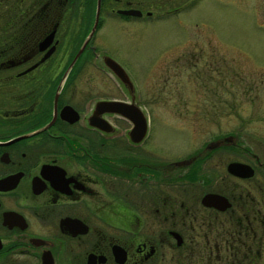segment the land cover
I'll return each mask as SVG.
<instances>
[{
	"label": "flooded vegetation",
	"instance_id": "flooded-vegetation-1",
	"mask_svg": "<svg viewBox=\"0 0 264 264\" xmlns=\"http://www.w3.org/2000/svg\"><path fill=\"white\" fill-rule=\"evenodd\" d=\"M163 21L195 41L126 60L120 35ZM157 79L215 128L178 156ZM263 140L264 0H0V264H264Z\"/></svg>",
	"mask_w": 264,
	"mask_h": 264
},
{
	"label": "rangeland",
	"instance_id": "rangeland-1",
	"mask_svg": "<svg viewBox=\"0 0 264 264\" xmlns=\"http://www.w3.org/2000/svg\"><path fill=\"white\" fill-rule=\"evenodd\" d=\"M217 8L219 10H228L231 9V5L229 6L228 4L220 3ZM167 23V21H163L159 24L157 23L153 26L145 27L144 29H141L142 27L138 26L139 28H136L137 30L135 36H132L130 38L126 37L125 35H120L119 43L124 47L123 56L127 58L126 60H129L133 63H144L147 62L148 59H150L149 57L163 58L170 55L180 56L183 51V47L185 46V42L195 41L196 37L194 28L191 29V31L188 33V38L185 39V36L187 35L185 29H182V27L177 25L173 27L172 24H169L170 21L168 24ZM226 24L234 26L236 25V22H234L233 20L230 21L229 19ZM233 34H235V37L231 38L230 40L234 41L238 39L243 41V34H246L249 39L253 35H255V33L250 31H243L239 33L236 29L233 30ZM133 44L138 47V50L130 48V46H132ZM251 50L256 55L259 54L258 48L257 52L255 51L254 46L251 48ZM138 80V83L143 86L144 81L142 80V78H138ZM146 83L148 84V82ZM151 83L156 95L154 108L155 112L152 119L153 121H155L156 127L154 136L158 141L161 142V148L163 147V145L165 146L166 143L170 148V153H166V150H163L162 152H159L161 155L171 154L172 156H178L182 152H184L183 150L186 146L189 147L191 145L190 142H192L193 145L196 144L199 136L198 134L202 133V136L205 139L207 135L215 131V128L210 124H204V121L206 119H210V114H202L193 111H174V109L170 108V105L180 104L181 98L179 96H176V93H173L171 98L166 96V94L163 92L165 90L164 81L157 79L155 81H151ZM177 84L185 85V81H179L177 82ZM206 94L207 92L204 95L206 96ZM250 96L254 97V92H252ZM236 97L237 93L235 98ZM188 100V106L196 104L194 102L195 97L191 94H189ZM254 108L258 110V107H256V105H254ZM238 109H240V111L243 113H240L243 116H246L252 111L251 104L249 103V101L246 102L244 99L240 101ZM236 120H238L237 117ZM224 121L225 120H221V127H226V125L223 124ZM167 123H171V125L169 126ZM221 130L226 131L227 128H223ZM244 131H247L248 134L251 133L258 135V140H260L259 134L262 133L263 129L262 125L260 123H257L256 126H248L247 128H244ZM243 141L247 146H253L256 152L261 151L262 147L260 143L256 142L254 137L250 138V136L248 135V139H244Z\"/></svg>",
	"mask_w": 264,
	"mask_h": 264
},
{
	"label": "water",
	"instance_id": "water-1",
	"mask_svg": "<svg viewBox=\"0 0 264 264\" xmlns=\"http://www.w3.org/2000/svg\"><path fill=\"white\" fill-rule=\"evenodd\" d=\"M123 80V82L124 83H126V84H128V82H127V80L126 79H124V78H122ZM242 165H239V164H234V163H232V164H230L229 165V170L232 172V173H236V174H238L239 172H238V170H239V167H241Z\"/></svg>",
	"mask_w": 264,
	"mask_h": 264
}]
</instances>
